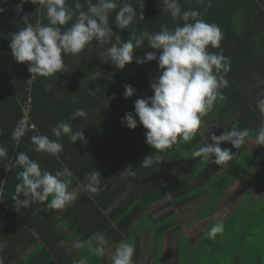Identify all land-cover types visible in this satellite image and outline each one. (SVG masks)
<instances>
[{"label":"trees","instance_id":"1","mask_svg":"<svg viewBox=\"0 0 264 264\" xmlns=\"http://www.w3.org/2000/svg\"><path fill=\"white\" fill-rule=\"evenodd\" d=\"M20 2L21 0H0V7L5 8V11L0 13V145L8 150V158L0 159V244L3 245L0 257H3L4 264L16 261L19 251L17 254L14 243L28 237L30 243L34 241V244H37L33 231L41 238L43 246L25 261L21 260V263L41 264L40 262L45 260L44 264H50L52 245L37 226L41 225L44 228L45 224L51 227L53 214L57 210L48 208V202H35L26 208H20L19 212L16 210L12 196L15 185L20 182L16 173L22 169L18 165L12 167L11 171L7 168L10 161L14 163L17 153L26 152L30 159L38 161L43 169L53 174L67 168L71 172L69 191L79 183H83L85 188L88 183L87 176L92 171L106 168L100 176L103 184V181L113 174L111 172L119 167L128 166L135 174L128 176L127 184L132 181L136 183L131 184L129 199H137L136 206L139 205V200H143L141 205L144 209L157 196L165 193L162 189L166 182L175 181L180 177L179 169L178 174L176 171L173 172V168L177 161H181L175 156L176 152L170 157L165 154L167 151L163 150L158 153L161 162L154 163L151 167L141 166L145 157L154 156L157 151L145 142L144 134L147 130L143 126L129 129L121 122L125 113L134 112L132 105L136 99L153 95L150 84L159 74L157 61L143 64L136 62V57H143L149 51H157L146 46L147 40L144 47L134 52L133 61L122 70L111 61H105L107 55H103L102 52L106 46L110 47V44L101 46L93 41L79 55L69 54L63 57L65 61L63 72L31 79L28 63L17 62L11 54L10 34L27 24L36 25L37 22L47 24L48 21L46 10L32 4L30 0L23 4V11L17 13L15 6ZM79 2L83 5V10H86L85 0ZM92 2L95 3V0ZM120 2L121 0H117L118 5ZM127 2L138 8L142 0ZM67 3L74 8L75 0H67ZM180 4L182 11L199 9L204 13L203 18L208 23L220 27L222 32L220 47L218 49L209 47V51L222 50L230 59L231 67L227 77L230 87L235 85L233 81L238 79L235 78L238 77L236 73L241 67H245L248 57L253 58L254 67L257 66V69L261 70L262 66L264 71V0H204L203 4L200 0H180ZM141 12L144 19L139 17ZM137 13L133 24L123 30L115 26V11L110 14L109 24L115 33L121 35L122 40L130 38L131 32L139 33L142 30L154 32L159 31L161 25L171 28L177 23L170 14L163 13L161 0H144L143 8L138 9ZM70 26L71 24L64 27ZM112 43H116L114 38ZM159 54L157 51V55ZM28 79H31V84ZM125 84H131L136 89L130 98L123 95ZM29 98L31 99L29 120L24 121L22 108ZM77 108L85 110L88 114L87 119L82 117L73 119L72 113ZM102 120H105L103 121L105 125L102 124ZM61 121L71 124L74 132L82 131L84 139L73 144L67 135H62L59 142L63 144V151L57 156L36 152L31 137L43 134L48 135L50 139H57L51 129ZM31 123L34 124L33 127L30 126ZM13 133H17L18 140L13 138ZM172 149L177 150L176 144L172 145ZM170 163L172 165H169ZM167 168H171V174H164ZM148 169L152 171L150 175L146 174ZM127 184L118 185L111 192L105 189L92 193L86 188L87 190L82 191L78 198L80 204L73 203L78 204L75 208L74 205H69L64 214L69 216L74 214L73 217H76L86 211L88 217L91 215L93 219L100 218L105 225L111 224V220L114 219L116 227L122 230L120 220L118 218L116 220L117 216L113 213L106 217L103 215L102 207L120 194ZM179 186L175 184L170 188L171 194L179 195ZM38 213L42 217V222L44 220L41 224L37 223ZM101 225L100 223L97 226H90L91 231H96V227L101 230L103 228ZM23 249L25 246L21 249L19 247L18 250Z\"/></svg>","mask_w":264,"mask_h":264},{"label":"clouds","instance_id":"2","mask_svg":"<svg viewBox=\"0 0 264 264\" xmlns=\"http://www.w3.org/2000/svg\"><path fill=\"white\" fill-rule=\"evenodd\" d=\"M26 2L29 0H21L15 6L17 13L23 11V4ZM30 2L46 10L48 22L27 24L19 31L11 33L9 47L17 62L28 63L31 79L63 72V57L69 54L79 55L93 41L101 46L110 44L105 61H111L120 70L133 61L134 52L145 46V40L148 48L160 53L157 55V51H149L143 57H136L139 64L157 61L159 74L150 84L154 94L136 99L135 116L132 112H127L121 119L129 129H135L138 124H142L147 130L144 134L145 142L157 151L156 155L145 157L141 166L151 167L154 163L161 162L158 153L171 148L178 138L190 141L200 128L202 118L213 109L218 99H223L221 89L228 86L225 76L231 67L230 59L222 50L209 51V47H220L222 32L218 25L208 23L199 9L182 11L180 0H161L163 13L170 14L177 23L171 28L161 25L160 30L154 32H131L130 38L122 40L121 35L115 33L109 24L110 14L115 11L117 29H128L138 15L137 10L143 8L144 0L138 8L127 0H121L119 5L117 0H95V3L85 0L86 10H83L79 0H75L74 8L68 6L67 0ZM203 2L204 0H200L201 4ZM4 11L5 8L0 7V13ZM139 17L144 19L142 12ZM69 24L70 27H64ZM113 38L116 43H112ZM31 79L27 80L29 84L32 83ZM124 88L125 98L132 97L136 92L131 84H125ZM256 107L261 115L260 126L255 130L257 146L264 145V97L256 101ZM87 115L82 108H77L72 113L73 119H87ZM51 132L57 139H50L43 134L31 137L36 152L57 156L63 151V144L59 142L62 135H67L73 144L84 139L83 132H74L72 125L66 121L59 122ZM210 136L212 143L207 142L190 154L186 153L184 157L200 158L219 166L225 165L236 154L229 148L222 149L221 144L229 142L239 149L250 136V130L241 129L238 123H233L230 131L225 129L220 135L210 133ZM13 138L18 140L17 133H13ZM6 158L8 150L0 145V159ZM16 165L22 169L16 173L20 182L15 185L12 196L18 212L20 208H26L35 202H48V208L62 209L77 198V193L68 190L71 172L67 168L53 174L43 169L38 161L30 159L26 152L17 153L14 163L10 161L7 170L11 171ZM100 176L97 170L88 174V191L97 193L102 189ZM223 231L224 225L220 221L213 224L205 236L215 239ZM97 240V252L102 255L103 245L107 241L102 235ZM134 253V242H121L112 254V264H133ZM0 264H4L3 257H0ZM75 264L85 262L78 260Z\"/></svg>","mask_w":264,"mask_h":264},{"label":"crops","instance_id":"3","mask_svg":"<svg viewBox=\"0 0 264 264\" xmlns=\"http://www.w3.org/2000/svg\"><path fill=\"white\" fill-rule=\"evenodd\" d=\"M102 54L107 55V46ZM244 66L236 73L235 85L221 89L223 99H218L213 109L202 118L193 138L190 141L179 138L175 143L176 151L172 147L165 150L170 157L176 152L175 156L181 162L176 160L173 168L176 173L179 169L180 177L164 184L163 195L157 196L145 209L141 205L143 200L138 198L139 205L136 206L137 199H129L131 184L136 183L127 184L128 176L135 172L128 166L117 168L103 181L101 190L107 189V192L127 184L120 194L102 207L106 217L113 213L117 216L122 230L116 227L114 219L105 225L100 218L88 217L86 211L76 217L64 214L69 205L75 208L78 204L73 203L80 204V193L87 190L83 183L72 187L70 191L77 193V198L62 209H55L57 212L53 214L51 227L45 224L44 228L37 226L52 245L50 264H75L78 260H84L85 264H112L116 247L130 240L135 243L133 264H264V145L255 144V130L261 123L256 101L264 97V71L262 66L261 70L254 67L252 57L247 58ZM228 76L229 71L225 78ZM132 106L134 111V104ZM233 123L250 130V136L239 149L229 142L221 144L222 149L229 148L236 154L233 160L219 166L200 158L184 157L207 142L212 143L210 133L220 135L225 129L230 131ZM123 126L128 128L126 124ZM140 126L143 125L138 124ZM105 169L98 170L100 175ZM254 170L259 173L257 180L250 182L244 179ZM151 172L148 169L146 174ZM171 173V168L165 169L164 174ZM175 184L180 185L179 195L171 194L169 190ZM131 207L134 209L130 210ZM41 218L38 213L37 223L44 222ZM220 221L224 225L223 233L215 239L206 238L205 233ZM100 223L101 230L96 227V231H91L92 226ZM32 233L37 244L34 241L30 243L28 237L13 242L19 254L17 252L16 261L8 264H22L21 260L25 261L43 246L41 238ZM101 235L107 241L102 255L97 252V237ZM255 236L260 240L258 252L251 251ZM24 246L25 249L18 250ZM2 247L0 244V251ZM40 263L44 264L45 260Z\"/></svg>","mask_w":264,"mask_h":264},{"label":"rangeland","instance_id":"4","mask_svg":"<svg viewBox=\"0 0 264 264\" xmlns=\"http://www.w3.org/2000/svg\"><path fill=\"white\" fill-rule=\"evenodd\" d=\"M255 171L256 170L251 171L250 173L246 174L244 179H248L250 182L257 180L259 178V173L255 172ZM256 183H254V184H256ZM253 187H256V186H253ZM263 218H264V216H263ZM160 223H162V222H160ZM170 227H172V225ZM130 241L133 242L132 240H130ZM130 241H128V242H130ZM247 241H248V239H247ZM252 243H253V250H251V251L258 252L261 249L259 238H257V236L252 238ZM253 254H255V253L253 252Z\"/></svg>","mask_w":264,"mask_h":264},{"label":"built area","instance_id":"5","mask_svg":"<svg viewBox=\"0 0 264 264\" xmlns=\"http://www.w3.org/2000/svg\"><path fill=\"white\" fill-rule=\"evenodd\" d=\"M30 101L31 99L29 98L24 104H23V114H24V118L23 120L24 121H28L29 120V117H28V111H29V108H30ZM31 127H33V124L30 125Z\"/></svg>","mask_w":264,"mask_h":264}]
</instances>
